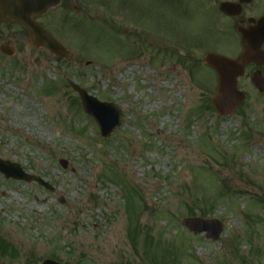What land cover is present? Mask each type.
<instances>
[{"label": "rangeland", "instance_id": "obj_1", "mask_svg": "<svg viewBox=\"0 0 264 264\" xmlns=\"http://www.w3.org/2000/svg\"><path fill=\"white\" fill-rule=\"evenodd\" d=\"M66 1L75 20L64 25L60 8L43 19L66 59L0 21V44L16 49L0 52V158L55 188L0 172V234L18 249L13 264H264V93L247 68L244 104L218 115L217 75L200 62L241 51L220 0ZM245 14L264 15V0ZM68 79L123 109L109 138ZM110 170L122 178L103 177ZM190 208L224 223L219 240L182 225Z\"/></svg>", "mask_w": 264, "mask_h": 264}, {"label": "water", "instance_id": "obj_2", "mask_svg": "<svg viewBox=\"0 0 264 264\" xmlns=\"http://www.w3.org/2000/svg\"><path fill=\"white\" fill-rule=\"evenodd\" d=\"M252 1L253 0H239L237 3L226 1L220 3L219 8L224 14L237 16L242 12V4H248ZM59 2L60 0H37L36 2L27 0L20 4L21 7L18 9L0 11V16L8 21L15 20L27 27L30 32L29 42L31 45L45 47L50 50L52 54L66 58V56H71L68 49L32 19L34 13L41 15L53 6L60 4ZM238 28L241 33L242 41L246 45L244 51L237 59L227 58L221 54L210 52L202 60V62L206 65L208 64L217 72L219 84L212 97V103L215 106L216 112L224 116L235 113L246 98V93L242 90L240 91L238 82L240 76H243L245 73V67L251 62L264 59L261 48L264 43V17L259 19L257 26ZM0 50L8 56H12L15 53V49L11 48L8 43H2ZM251 80L259 91H264V77L261 71H256ZM69 83L72 88L79 93L83 109L97 121L102 137H110L114 130L123 122L122 109L113 102L100 101L72 80H69ZM60 163L67 167L68 162L66 160L62 159ZM0 171L5 174L6 178L12 177L17 180H25L26 182L37 181L45 186V188L54 190L53 186L47 183L42 177L24 172L19 164H12L9 161L0 159ZM182 223L196 234L206 231V235L214 240L220 238L224 229L223 223L216 218L213 220L202 219L200 217L184 218ZM42 264L61 263L47 259L43 261Z\"/></svg>", "mask_w": 264, "mask_h": 264}, {"label": "flooded vegetation", "instance_id": "obj_3", "mask_svg": "<svg viewBox=\"0 0 264 264\" xmlns=\"http://www.w3.org/2000/svg\"><path fill=\"white\" fill-rule=\"evenodd\" d=\"M23 1V0H0V10H10V9H13V8H16L19 6L20 2ZM226 0H220L217 4L219 5V3L221 2H225ZM231 1H235V0H231ZM67 1L66 0H61V5L57 6V7H54L53 9H56V8H60L61 11H56V12H59V14H66L69 12L70 8L69 6H67ZM217 5V7H218ZM249 6V5H248ZM247 5H244V10L242 12V14L240 15H237V17H229V16H226L224 15L221 11L220 14L225 17L226 19L228 20H231V22L234 23V28L237 29L238 26H242V27H249V25H255V22H251V19L252 18H256L258 19L259 17H254V16H251V15H248L246 16L245 14V11L248 7ZM52 9V10H53ZM219 9V7H218ZM52 10H49L48 12H46L45 14H43V16H40L38 14H34L33 17H36L38 18L37 19V22L41 25V26H44L47 30L49 29L43 22V19L49 14L50 11ZM69 14V13H68ZM51 19V18H50ZM1 20V18H0ZM19 26V25H18ZM21 27V31H20V37H27L28 36V31L25 27H22V26H19ZM49 31V30H48ZM28 38V37H27ZM241 47L242 49L244 48V44L241 43ZM264 49V45L262 47ZM230 56V54H229ZM262 60L257 63V64H251L249 66V68L253 67V69H257L258 67L257 66H261L260 67V70H262L263 74H264V64L262 65ZM1 261V260H0ZM1 262H4L5 264H13L12 260H6V261H1Z\"/></svg>", "mask_w": 264, "mask_h": 264}, {"label": "trees", "instance_id": "obj_4", "mask_svg": "<svg viewBox=\"0 0 264 264\" xmlns=\"http://www.w3.org/2000/svg\"><path fill=\"white\" fill-rule=\"evenodd\" d=\"M50 86H51V84L49 85V87ZM104 176L109 177V178H112V176L113 177H117V178H122V176H121V174H119V172H117V171L114 172L113 170H110L108 172H105L104 175H103V177ZM131 193L137 194L136 191L133 188H130L129 189V194H131ZM128 200H129V202H128L129 208L132 209L133 206L130 205V202H132L134 200V198L130 197ZM193 200L196 201L194 196H193ZM204 200H205V202L208 203V200L207 199L204 198ZM134 208L138 211L139 206L135 205ZM145 208H148V206L145 205ZM200 213H201L202 216H206V213H205V210L204 209L203 210L201 209L200 210ZM187 214L190 215V216H192V215H196L197 213H196V210H194V209L192 210V208H190ZM138 219H139V217H138ZM139 231H140V227L137 224L134 227V230L132 231V234H133L132 238H133L134 241H136V239H137L136 237H137ZM10 245H13V244L9 243L0 234V255H6V254L10 255V254H12V258H15L14 256L17 255L18 250L15 249V248H13V247L9 249ZM172 255H173V253L172 254L170 253V258H172ZM177 258H178V256H177Z\"/></svg>", "mask_w": 264, "mask_h": 264}]
</instances>
